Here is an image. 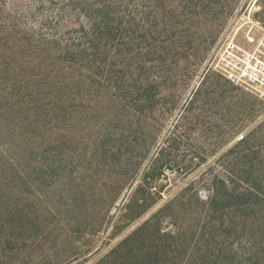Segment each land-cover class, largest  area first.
I'll use <instances>...</instances> for the list:
<instances>
[{"label": "rangeland", "instance_id": "1", "mask_svg": "<svg viewBox=\"0 0 264 264\" xmlns=\"http://www.w3.org/2000/svg\"><path fill=\"white\" fill-rule=\"evenodd\" d=\"M1 2L22 29L36 20L30 0ZM205 4L182 39L205 49L201 61L195 51L177 58L154 112L117 110L111 96L85 89L49 104L48 74L20 61L7 69L0 51V264L242 261L236 234L208 226L206 182L264 121V103L227 84L213 59L228 42L264 55V0Z\"/></svg>", "mask_w": 264, "mask_h": 264}, {"label": "trees", "instance_id": "2", "mask_svg": "<svg viewBox=\"0 0 264 264\" xmlns=\"http://www.w3.org/2000/svg\"><path fill=\"white\" fill-rule=\"evenodd\" d=\"M30 1L36 20L26 30L22 26L27 23L5 13L0 0L2 65L15 71L12 64L20 61L19 67L47 73L49 104H65L85 89L111 96L117 110L154 112L170 90L177 58L187 59L189 51H195L201 61L205 51L185 46L182 39H188L194 20L205 15L206 0H179L176 5L177 0ZM200 94L204 97L202 90ZM263 124L243 133L225 154L235 152L234 159L206 182L208 226L228 236L236 234L242 249L239 257L234 256L236 261L242 258L238 264H264ZM148 202L143 212L149 209ZM153 218L133 236L147 230ZM128 238L111 253L120 251Z\"/></svg>", "mask_w": 264, "mask_h": 264}, {"label": "built area", "instance_id": "3", "mask_svg": "<svg viewBox=\"0 0 264 264\" xmlns=\"http://www.w3.org/2000/svg\"><path fill=\"white\" fill-rule=\"evenodd\" d=\"M213 69L225 80L264 103L263 54L228 42L214 57Z\"/></svg>", "mask_w": 264, "mask_h": 264}, {"label": "bare ground", "instance_id": "4", "mask_svg": "<svg viewBox=\"0 0 264 264\" xmlns=\"http://www.w3.org/2000/svg\"><path fill=\"white\" fill-rule=\"evenodd\" d=\"M252 39H250V41H251Z\"/></svg>", "mask_w": 264, "mask_h": 264}]
</instances>
